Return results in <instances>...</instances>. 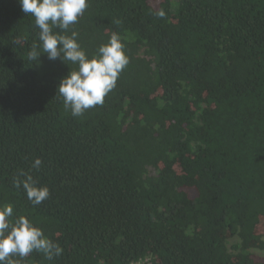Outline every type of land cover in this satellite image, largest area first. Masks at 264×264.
<instances>
[{
  "label": "trees",
  "instance_id": "trees-1",
  "mask_svg": "<svg viewBox=\"0 0 264 264\" xmlns=\"http://www.w3.org/2000/svg\"><path fill=\"white\" fill-rule=\"evenodd\" d=\"M88 5L81 47L118 33L129 64L73 117L58 85L76 65L28 60L34 18L0 0V206L63 248L21 264H264V0ZM21 169L49 188L40 205Z\"/></svg>",
  "mask_w": 264,
  "mask_h": 264
},
{
  "label": "clouds",
  "instance_id": "clouds-1",
  "mask_svg": "<svg viewBox=\"0 0 264 264\" xmlns=\"http://www.w3.org/2000/svg\"><path fill=\"white\" fill-rule=\"evenodd\" d=\"M18 2L22 12L34 18L39 30L40 43L33 44L28 60L38 62L43 53L49 60L59 59L76 65V69L69 71L58 85V95L63 99L65 111L73 117H81L89 109L103 105L105 97L116 87L121 72L129 64L121 36L113 32L108 42L101 44L89 58L79 43L78 32L72 30L88 8V0ZM157 15L163 18L165 13L160 10ZM42 164L37 157L31 168L38 171ZM13 187L22 188L33 206L40 205L50 196L47 186H37L33 176L22 169L13 179ZM13 211L11 204L0 206V264H21L33 252L43 253L49 261L63 254V248L49 239L41 228L34 226L25 216L13 218Z\"/></svg>",
  "mask_w": 264,
  "mask_h": 264
},
{
  "label": "rangeland",
  "instance_id": "rangeland-1",
  "mask_svg": "<svg viewBox=\"0 0 264 264\" xmlns=\"http://www.w3.org/2000/svg\"><path fill=\"white\" fill-rule=\"evenodd\" d=\"M256 255L264 257V251H253Z\"/></svg>",
  "mask_w": 264,
  "mask_h": 264
}]
</instances>
